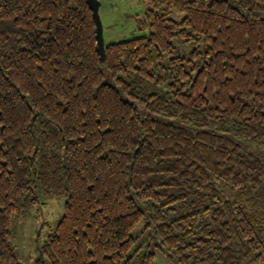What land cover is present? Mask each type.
Instances as JSON below:
<instances>
[{
    "label": "trees",
    "instance_id": "obj_1",
    "mask_svg": "<svg viewBox=\"0 0 264 264\" xmlns=\"http://www.w3.org/2000/svg\"><path fill=\"white\" fill-rule=\"evenodd\" d=\"M86 1L0 0V264L39 193L34 264L264 259V0H153L104 62Z\"/></svg>",
    "mask_w": 264,
    "mask_h": 264
},
{
    "label": "rangeland",
    "instance_id": "obj_2",
    "mask_svg": "<svg viewBox=\"0 0 264 264\" xmlns=\"http://www.w3.org/2000/svg\"><path fill=\"white\" fill-rule=\"evenodd\" d=\"M104 44L118 43L146 35L138 29L142 16L153 0H98ZM171 19L180 22L183 14L172 10ZM172 57H188L200 44L173 41ZM40 204L16 216L12 221V243L21 264H34L39 259V247L53 232L64 214L65 198L39 193ZM141 241H139L140 243ZM157 264H166L161 259ZM249 264H264V259Z\"/></svg>",
    "mask_w": 264,
    "mask_h": 264
},
{
    "label": "water",
    "instance_id": "obj_3",
    "mask_svg": "<svg viewBox=\"0 0 264 264\" xmlns=\"http://www.w3.org/2000/svg\"><path fill=\"white\" fill-rule=\"evenodd\" d=\"M87 5L92 12V17L96 26V41H97V52L100 56L101 62L105 61V44L103 40V29L102 23L99 17V9L101 3L98 0H87Z\"/></svg>",
    "mask_w": 264,
    "mask_h": 264
}]
</instances>
